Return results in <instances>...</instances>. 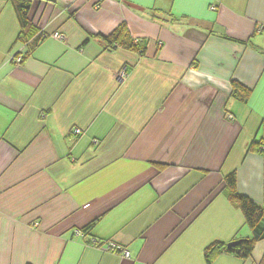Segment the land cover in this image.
Masks as SVG:
<instances>
[{
  "label": "crops",
  "instance_id": "crops-1",
  "mask_svg": "<svg viewBox=\"0 0 264 264\" xmlns=\"http://www.w3.org/2000/svg\"><path fill=\"white\" fill-rule=\"evenodd\" d=\"M28 4L44 37L17 64L0 0V264H206L211 243L250 238L224 188L235 171L264 208V0ZM121 23L142 54L90 37ZM263 253L264 239L211 264Z\"/></svg>",
  "mask_w": 264,
  "mask_h": 264
},
{
  "label": "trees",
  "instance_id": "trees-1",
  "mask_svg": "<svg viewBox=\"0 0 264 264\" xmlns=\"http://www.w3.org/2000/svg\"><path fill=\"white\" fill-rule=\"evenodd\" d=\"M10 2L20 26L18 40H20L26 48L22 56L23 62V60L31 54L34 47L38 45L40 40L44 37V34L39 33L28 18L29 0H10ZM90 37L97 39L104 49L109 51L122 48L138 52L139 54L143 53V45L140 42H134L125 23L118 25L109 34H94ZM221 37L227 38L226 36ZM231 88L232 97L243 102L250 94L247 88L236 81L231 82ZM255 143L256 145L260 144L259 142H251L248 149L252 150ZM224 190L231 203L242 212L245 225L250 229L252 235L250 238H242L237 245L229 248L226 247L225 243H211L204 250L206 264H211L213 259L221 252L234 254L242 259H247L250 257L256 242L264 239V208L253 202L249 197L237 192L235 171L226 175ZM93 224L94 221L85 226L82 229L83 233L89 231ZM258 264H264V253Z\"/></svg>",
  "mask_w": 264,
  "mask_h": 264
},
{
  "label": "built area",
  "instance_id": "built-area-1",
  "mask_svg": "<svg viewBox=\"0 0 264 264\" xmlns=\"http://www.w3.org/2000/svg\"><path fill=\"white\" fill-rule=\"evenodd\" d=\"M212 9H214V7H211ZM54 38L56 39H63L64 38V35L62 33H57V32H54L51 34ZM22 56L23 54H17V55H14L11 60L12 62H15L17 64L21 63L22 62ZM124 74V70H122V72L120 73V76H122ZM78 235H82V233H77ZM92 243L95 244V240H91ZM104 249L106 251H112V252H119V254L124 257V258H129V253L128 251L120 246L119 244L117 243H113V242H107L106 244H104Z\"/></svg>",
  "mask_w": 264,
  "mask_h": 264
},
{
  "label": "water",
  "instance_id": "water-1",
  "mask_svg": "<svg viewBox=\"0 0 264 264\" xmlns=\"http://www.w3.org/2000/svg\"><path fill=\"white\" fill-rule=\"evenodd\" d=\"M240 241H241V239L230 241V242H228V243L226 244V247H227V248H229V247H233V246L237 245Z\"/></svg>",
  "mask_w": 264,
  "mask_h": 264
}]
</instances>
